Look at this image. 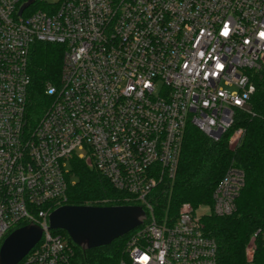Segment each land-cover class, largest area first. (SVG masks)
I'll return each mask as SVG.
<instances>
[{
  "label": "built area",
  "instance_id": "1",
  "mask_svg": "<svg viewBox=\"0 0 264 264\" xmlns=\"http://www.w3.org/2000/svg\"><path fill=\"white\" fill-rule=\"evenodd\" d=\"M28 1L0 0V246L33 223L42 237L18 264H72L48 219L78 159L146 213L115 264H217L197 210L185 203L158 223L151 198L174 179L189 127L217 142L249 105V73L264 71V0H33L20 13ZM38 43L63 56L50 104L32 119L28 55ZM242 137L233 129L228 146ZM243 186V172L228 168L213 214H233Z\"/></svg>",
  "mask_w": 264,
  "mask_h": 264
},
{
  "label": "trees",
  "instance_id": "2",
  "mask_svg": "<svg viewBox=\"0 0 264 264\" xmlns=\"http://www.w3.org/2000/svg\"><path fill=\"white\" fill-rule=\"evenodd\" d=\"M119 3L121 0H110ZM63 48L35 44L28 55L30 87L28 116L40 117L50 104L48 86L59 84ZM255 86L250 96L249 112L238 110L233 128L217 142L194 127L186 130L174 179L161 183L151 198L153 217L158 223H170L185 203L199 213L204 232L218 246L217 264H248L247 250L252 248L253 264H264V71L249 73ZM242 129L239 145L229 147L227 137L233 129ZM230 167L244 174V186L235 202V211L227 217L212 212L213 193ZM70 175L75 178L66 192L65 205L121 206V195L82 160L73 159ZM69 175V177H70ZM110 200L103 204V200ZM25 226L24 223L17 228ZM64 236L73 250L72 264H115L121 258L130 234L110 245L83 252Z\"/></svg>",
  "mask_w": 264,
  "mask_h": 264
},
{
  "label": "water",
  "instance_id": "3",
  "mask_svg": "<svg viewBox=\"0 0 264 264\" xmlns=\"http://www.w3.org/2000/svg\"><path fill=\"white\" fill-rule=\"evenodd\" d=\"M33 0L24 4L20 13ZM243 109L249 112V105ZM146 213L140 206H69L56 208L48 219L49 229L62 230L73 244L83 252L110 245L124 237L146 221ZM42 229L27 224L12 231L0 246V264H18L42 237Z\"/></svg>",
  "mask_w": 264,
  "mask_h": 264
},
{
  "label": "rangeland",
  "instance_id": "4",
  "mask_svg": "<svg viewBox=\"0 0 264 264\" xmlns=\"http://www.w3.org/2000/svg\"><path fill=\"white\" fill-rule=\"evenodd\" d=\"M57 0H49V2H56ZM229 139V136L227 137V140ZM67 170H69L70 171V169L69 168H67ZM70 181L72 182V183H74L75 182V178L73 177V176H71L70 175ZM197 210V212L198 213H201L203 210L202 209H196Z\"/></svg>",
  "mask_w": 264,
  "mask_h": 264
}]
</instances>
